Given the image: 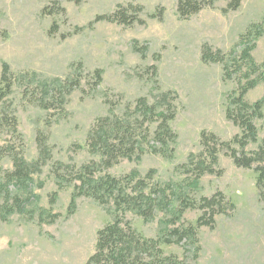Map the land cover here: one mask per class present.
Returning <instances> with one entry per match:
<instances>
[{"label":"rangeland","instance_id":"rangeland-1","mask_svg":"<svg viewBox=\"0 0 264 264\" xmlns=\"http://www.w3.org/2000/svg\"><path fill=\"white\" fill-rule=\"evenodd\" d=\"M177 1L61 0L56 5L53 0H0V79L7 64L14 82L0 100V119L15 117L23 137L0 124V146L7 145L32 166L41 158L40 142L46 156L24 189L13 182L5 185V173L15 166L10 156H0V264H86L95 251L98 230L115 216L113 202L100 204L84 195L69 211L75 185L80 183L75 176L84 164L101 160L89 151L88 132L100 117L127 113L135 120L137 99L145 97L152 104L167 92L176 111L171 122L178 134L173 157L147 148L141 157L122 158L96 175L136 172L146 177L154 170L152 183L173 184L167 193L176 207L181 195L199 201L221 191L235 209H229V215H216L214 227L199 228L197 258L195 248L186 244H164V252L187 256V264H264V202L254 169L237 167L220 144L216 173L204 174L197 187L180 168L189 163L190 154L204 150L203 131L215 133L223 142L241 133L226 118L228 96L237 83L223 80L221 63L202 61V47L240 51V35L252 23L264 22V0H242L237 10L228 12L223 11L227 1L219 0L215 8H205L189 19L179 17ZM130 4L144 7L137 16L145 23L96 21L97 16ZM46 6L54 14L43 13ZM54 23L55 31L50 33ZM252 56L259 64L264 61V35L257 39ZM73 79H80V87L66 97L63 108L55 102L42 105L51 100L49 86ZM263 97L264 83H259L246 100L254 103ZM254 122L258 141L250 142L246 153L257 150L264 138V118ZM150 127L154 129V124ZM232 147L241 150L236 143ZM16 203L17 210L10 214L1 206ZM202 213L188 208L179 225L195 224ZM170 217L159 209L148 221L130 211L124 214L133 228L152 238L159 236L161 220Z\"/></svg>","mask_w":264,"mask_h":264},{"label":"trees","instance_id":"trees-1","mask_svg":"<svg viewBox=\"0 0 264 264\" xmlns=\"http://www.w3.org/2000/svg\"><path fill=\"white\" fill-rule=\"evenodd\" d=\"M60 1L53 0V3L57 5ZM68 1L77 4L82 2V0ZM217 1L219 0H178L177 12L181 19H189L205 8H215ZM225 1H227V7L223 9L224 12L237 10L242 3V0ZM161 10L163 11V9ZM143 11V6L130 4L128 7H124L119 5L113 13L97 16L96 21L107 19L110 22L127 25H132L135 22L145 23L137 16ZM54 12L55 10L49 6L43 9V13L48 15L54 14ZM151 16L159 17L157 14ZM55 25V23L52 25L50 33L55 31ZM263 35L264 22L252 23L240 35V51L232 50L224 53L221 50L214 51L208 44L203 45L202 61L221 63L223 65V80L236 81L237 83L236 90L228 96L226 118L239 127L241 133L237 134L232 141L223 142L215 133L203 131L201 145L204 150L199 155L190 154L189 163L180 166V168H185V174L192 177V184L197 187L204 174L216 173L215 165L219 159L216 148L220 144L227 148L225 154L231 157L237 167L254 169L257 174L256 186L261 200L264 202V138L257 150L251 153H246L244 150L250 142L258 141L259 130L254 121L256 118H264V97L254 103L246 100V95L251 89L259 83H264V61L259 64L252 56L257 39ZM10 74V68L5 64L0 79V100L12 90L14 85ZM80 84V79H73L49 86L48 95L51 100H44L42 105L49 107L50 103L55 102L60 108H63L66 97L74 89L80 87ZM168 95L169 92L163 93L159 101L152 104L145 97H141L136 101L135 120L127 113L122 117L116 115L100 117L88 132L89 151L92 155L100 156L101 160L100 163L92 161L89 164H84L75 176V180L80 183L75 185L69 211L71 213L74 211L77 197L84 195L95 199L100 204L113 202L115 216L112 222L98 230L95 251L86 264H187V256L180 258L176 254H166L162 245L173 243L182 246L189 245L195 248L194 257L197 258L200 250L199 228L202 226L214 227L216 215H229V209H235V205L227 200L221 191L211 197L203 196L199 201L189 200L187 196L181 195V197H177L180 206L176 207L168 200L167 193V189H171L173 184H166V187H162L157 183H152L151 174L154 170H150L146 177L139 176L136 172L120 177L109 173L101 176L96 175L97 171L106 170L118 164L122 158L141 157L147 148L154 154L173 157L178 134L171 127V122L176 117V111L174 106L168 102ZM161 105L163 106L162 110H158V106ZM147 122L148 126L144 127ZM0 124L10 127L21 140L23 139L22 134L17 130L18 122L15 117L10 119L8 115L2 116ZM152 124H154V129L151 130L150 125ZM148 136L149 138H147ZM234 143L240 145V152L232 147ZM40 149L41 158L32 166L15 150L7 148V145L6 147L0 146V156H10L15 166L14 170L5 173V185L9 186L13 182L17 189H24L31 183L32 174L46 161H40L46 159L44 144L41 142ZM57 175L59 174L57 173ZM58 183H62L59 178ZM227 204H229V208L226 206ZM18 205L16 203L11 207L6 204L1 206L4 209L6 207V214H10L17 210ZM188 208L199 209L203 213L195 224L179 225ZM158 209L170 213L171 217L161 220L160 223L163 227L156 238L143 236L132 227L130 222L124 219V214L130 211L148 221L155 217Z\"/></svg>","mask_w":264,"mask_h":264}]
</instances>
